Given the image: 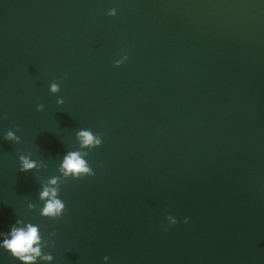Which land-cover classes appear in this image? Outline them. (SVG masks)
<instances>
[{
  "label": "water",
  "instance_id": "water-1",
  "mask_svg": "<svg viewBox=\"0 0 264 264\" xmlns=\"http://www.w3.org/2000/svg\"><path fill=\"white\" fill-rule=\"evenodd\" d=\"M80 129L95 174L42 217ZM17 219L37 264H264V0H0V232Z\"/></svg>",
  "mask_w": 264,
  "mask_h": 264
},
{
  "label": "clouds",
  "instance_id": "clouds-1",
  "mask_svg": "<svg viewBox=\"0 0 264 264\" xmlns=\"http://www.w3.org/2000/svg\"><path fill=\"white\" fill-rule=\"evenodd\" d=\"M116 14V10L109 9L107 15L113 16ZM126 56L121 60H116V66H119ZM49 91L51 93H57L60 91L59 85L56 82H52L49 85ZM57 104H62L63 99L58 97ZM43 104L36 106L37 111L42 110ZM19 131V129H17ZM76 139L78 141V149L74 151H67L58 165V172L60 176H52L41 183V190L39 191L38 198L42 202V207L39 208V215L51 219H59L62 213L66 210L65 203L58 198L60 192V184L64 183L67 178L78 179L84 176L94 175L92 167L89 165L85 157L88 155L84 149H92L100 146L102 143L99 133H93L88 129H80L76 132ZM5 140L19 142L20 137L15 135L11 130L7 131L4 136ZM19 159V171L27 172L29 170H39L41 167H46L42 161L30 159V154H21ZM29 210H33L37 207L36 204L28 203ZM170 224H175L176 220L171 215L166 217ZM187 223V218H185ZM167 230V229H165ZM0 236L3 239L0 240V248L6 250L13 258L19 260L21 264H37V261H51L53 259L51 254L42 252L44 247L50 244L49 240L42 238L40 232V226L24 222L17 219L14 224L10 226L9 231L0 232ZM49 236H55V232L49 233ZM105 261L108 257L103 258Z\"/></svg>",
  "mask_w": 264,
  "mask_h": 264
}]
</instances>
